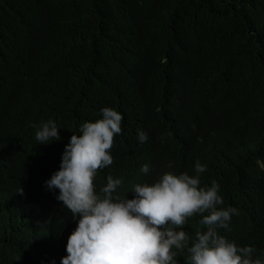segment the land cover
<instances>
[{"label":"trees","instance_id":"obj_1","mask_svg":"<svg viewBox=\"0 0 264 264\" xmlns=\"http://www.w3.org/2000/svg\"><path fill=\"white\" fill-rule=\"evenodd\" d=\"M105 107L122 132L97 191L111 175L132 199L199 161L239 212L219 235L264 259V0H0V264H61L77 220L45 181ZM48 120L60 139L39 144Z\"/></svg>","mask_w":264,"mask_h":264},{"label":"clouds","instance_id":"obj_2","mask_svg":"<svg viewBox=\"0 0 264 264\" xmlns=\"http://www.w3.org/2000/svg\"><path fill=\"white\" fill-rule=\"evenodd\" d=\"M101 113L102 118L80 125L81 134H73L65 145L59 170L45 181L49 191L59 190L56 199L77 220L61 264H177L174 249L187 250V264H264L253 258L255 247L219 235L218 229H229L239 212L217 207L224 203L220 185L201 186L199 174L206 166L199 161L196 175L164 172L152 184L133 185L132 199L114 195L123 181L111 175L97 191V173L113 163L110 153L123 119L110 107ZM59 129L53 120L41 122L35 139L39 144L59 140ZM138 138L144 143L148 135L139 131ZM140 171L148 173L149 166ZM17 192L23 194L22 187ZM198 214L203 228L197 227L193 236L183 229Z\"/></svg>","mask_w":264,"mask_h":264}]
</instances>
